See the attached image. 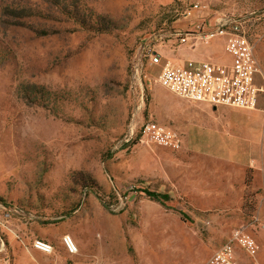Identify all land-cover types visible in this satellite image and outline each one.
<instances>
[{
	"label": "rangeland",
	"instance_id": "1",
	"mask_svg": "<svg viewBox=\"0 0 264 264\" xmlns=\"http://www.w3.org/2000/svg\"><path fill=\"white\" fill-rule=\"evenodd\" d=\"M221 19L242 22L264 90V0H0V264H75L62 237L89 231L128 245L147 232L136 239L186 261L201 247L209 264L236 228L260 246L236 247L238 263L264 264V91L255 110L214 108L158 81L167 62H228L214 59L227 36L206 38ZM150 120L183 147L140 142Z\"/></svg>",
	"mask_w": 264,
	"mask_h": 264
},
{
	"label": "built area",
	"instance_id": "2",
	"mask_svg": "<svg viewBox=\"0 0 264 264\" xmlns=\"http://www.w3.org/2000/svg\"><path fill=\"white\" fill-rule=\"evenodd\" d=\"M219 24L217 31L206 38L212 40L218 36H227L224 51L231 59L230 63H216L210 60H189L182 64L167 62L162 66L158 81L173 94L189 101L205 103L214 108L255 110L264 90L257 84L261 68L254 45L248 39L241 21L221 19ZM188 37L194 40L192 47H196L201 38L198 33L192 32L186 34L181 41L185 43ZM163 58L160 50L150 51V60L153 64H160ZM140 135L142 143L156 144L174 150L183 147V138L178 131L153 120L142 125ZM62 242L70 255L78 254V245L72 236H63ZM236 247L251 257H256L260 250L253 236L241 228H236L231 232L228 241L214 252L209 264H239ZM33 248L47 255L54 254L53 246L41 239L33 241Z\"/></svg>",
	"mask_w": 264,
	"mask_h": 264
},
{
	"label": "crops",
	"instance_id": "3",
	"mask_svg": "<svg viewBox=\"0 0 264 264\" xmlns=\"http://www.w3.org/2000/svg\"><path fill=\"white\" fill-rule=\"evenodd\" d=\"M211 52V50H207ZM216 52L222 57H215V61L228 59L230 63L231 59L225 53L223 48L216 49ZM226 55L228 57H226ZM189 58L197 59L195 54L190 53ZM222 62V61H221ZM220 159H222L220 157ZM199 193H204V199H215L212 197L213 190L208 188L198 187ZM216 190V189H215ZM139 234V235H137ZM147 232H134L128 235L131 239V245H128L126 240V235L123 236V241H106L98 240L97 235L93 231L86 232L84 234V241L80 240V236H77L78 244V254L69 255L70 259L75 262V264H202L199 263L206 256V252L203 248L187 249L186 251L192 254H198L200 251L204 253V256L200 259L194 258L190 261L182 259L181 254L185 250H180V248H174L171 250L164 249L163 246H149L146 242L137 240L136 238L146 236ZM59 233H52V237H60ZM48 240H51L47 238ZM36 250V249H35ZM37 251V250H36ZM56 253V252H55ZM173 254L178 257L173 259ZM172 255V257H170ZM37 257V256H35ZM38 258V257H37Z\"/></svg>",
	"mask_w": 264,
	"mask_h": 264
},
{
	"label": "trees",
	"instance_id": "4",
	"mask_svg": "<svg viewBox=\"0 0 264 264\" xmlns=\"http://www.w3.org/2000/svg\"><path fill=\"white\" fill-rule=\"evenodd\" d=\"M175 2H179V0H175ZM147 196L156 202L161 203L162 205H165L166 203L173 200L170 194L168 193H160V192H153V191H145Z\"/></svg>",
	"mask_w": 264,
	"mask_h": 264
}]
</instances>
